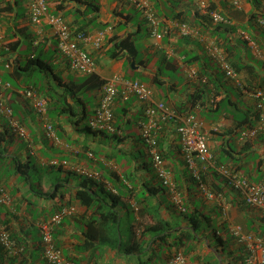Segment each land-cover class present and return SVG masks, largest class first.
Returning <instances> with one entry per match:
<instances>
[{
	"label": "crops",
	"instance_id": "crops-1",
	"mask_svg": "<svg viewBox=\"0 0 264 264\" xmlns=\"http://www.w3.org/2000/svg\"><path fill=\"white\" fill-rule=\"evenodd\" d=\"M98 1L101 3L98 18L86 27L89 40L82 43L84 49L97 60L98 72L90 77L92 82L89 85L95 88L84 96L90 100L86 105L90 106L92 112L101 96L100 82L113 75L121 77L117 84L118 94L115 101V126L119 138L113 139L107 134L86 133L83 128L87 124L76 125L68 115H62L54 123L57 126L55 134L46 129L47 123L51 121L40 115L32 101L23 94L27 73L19 75L18 78L14 76V66L6 67L7 58L10 56L14 59L18 55L23 57L31 52L28 47L41 43L45 57L55 63L52 73L60 72L64 78L72 74L67 64L68 58L60 50L52 55L54 47H58L55 31L46 20L35 23L30 19L29 0H0V6L11 7L10 10H0V25L4 31L3 40L0 42V77H3L4 82H12L13 87L7 90L8 98L12 96L13 103H17L23 111L28 127H25L26 137L9 135L8 140L13 138L9 152L22 161L31 159L43 166L40 170L51 163L60 165L61 171L53 174L61 179L60 194H64L62 197L58 196L57 200H62V206L57 207L52 200L36 197L29 189V182H19V175L2 181L10 197L8 202H0V229L7 228L17 241L26 246V255L17 258L13 264H51L43 255L39 222L51 218L62 208H72V212L65 214L56 225L58 231L55 239L71 264H169L166 256L162 260L159 257L155 260L149 257L153 250V253H161L160 247L150 249V242L145 246L148 249L146 253L131 255H125L114 247L91 243L86 235L90 211L74 197L75 189L86 178L72 168L77 165L98 170L101 178L89 180L88 183L93 188L122 194L123 201L119 202L118 209L124 219V239L130 236L126 221L128 224L136 221L151 222L146 211L139 213L143 204L128 198L129 189L138 190L144 181L153 183L161 180L154 170L138 167L144 160H151L152 154L149 145L141 137L140 124L145 119L147 103L140 101L128 90L126 83L131 79H148L146 83L150 86L155 100H163L174 112H185L186 101L191 93H199L198 90L203 89L202 101H207L218 90L217 68L220 67L221 71L222 69L218 60L220 55L217 57L216 54L225 55L222 48L235 43L233 54H236L235 58L242 69L236 79L225 80L219 90L229 94L244 110L251 112L250 120L254 128L259 123L262 100L255 94L254 89L264 93V23L260 22L264 19V0H240L238 7L233 6L229 0H206L211 2L215 10L229 17L232 20L231 26L236 28L223 30L222 33L220 30L215 32V25L210 22V14L201 6L203 0H150L160 16L161 27H171L169 34L159 40L150 34L143 11L133 2ZM71 2L66 0L59 4H72ZM55 4V0H47L49 13H53ZM254 13L255 16L252 15ZM64 18L74 27L88 20L71 11L66 12ZM181 20L200 27L199 35H181L176 26ZM101 30L105 35L98 45L96 41ZM111 36H117L118 41H123V50L114 56L109 51L108 40ZM14 44L18 45L15 49ZM168 51L172 54L168 55ZM191 107L190 110L196 113L200 129L206 134L215 158L227 166L233 165L237 174L251 181L264 180V131L248 134L250 127H237V121L222 112L212 111L208 102L201 104L199 99ZM12 120L15 121L13 117L0 113V129L4 131L6 127H12ZM160 124L157 136L161 148L168 156L164 160L166 167L172 171L173 179L174 173L177 174L179 183L186 190L188 184L192 183L187 178L188 173L183 171L181 143L177 133L178 119H162ZM11 132L12 129L9 134ZM36 173L39 175L38 171ZM212 180L213 178L206 176V181L196 191L197 196L203 197L202 191L205 190L204 198L208 202H178L182 196L178 197L166 186L169 189L168 201L153 204L159 207L161 217L172 225L171 231L168 230L170 240L182 231H194L192 223L197 222L195 245L187 251L184 264H206L208 260H218L220 264H245L243 258L247 253V242L236 240L225 247L216 245L217 241L212 235L213 227L205 229L201 224L204 221L202 216L210 214L214 218L217 236L225 239L233 233V228L237 225L241 226L242 232H249L245 224L259 222L264 216V205H248L238 190H234L235 195L218 194L213 188ZM11 189L16 190V193H12ZM207 190L215 194L210 196ZM24 195L28 198L25 199ZM29 198L36 202H26ZM130 211L133 212L132 222L128 216ZM193 212L200 216L195 214L192 217ZM152 237L149 233L146 236L148 240ZM173 248L175 247L172 246ZM7 255L4 263L11 264Z\"/></svg>",
	"mask_w": 264,
	"mask_h": 264
},
{
	"label": "trees",
	"instance_id": "trees-1",
	"mask_svg": "<svg viewBox=\"0 0 264 264\" xmlns=\"http://www.w3.org/2000/svg\"><path fill=\"white\" fill-rule=\"evenodd\" d=\"M63 1L66 0H55L56 6L52 12L57 16L64 18V14L68 11H71L78 17L88 19L84 23L79 24L77 27L71 26L69 23H67L76 32H84L85 34H87L88 31L86 27L98 18V13L101 9V3L98 0H71L72 4L68 3L65 5H60L59 3ZM206 3L207 11H217L213 8L211 2L207 1ZM10 8L11 7L9 6H0V10L2 11L6 9L10 10ZM252 15L255 16V13ZM180 22L188 23L190 26L200 30V27L193 24L192 22L183 20H181ZM210 22L213 24L212 21ZM231 24L232 20L229 24L221 23L213 25H215V32L220 30V32L222 33L223 30L230 31L233 30V28L235 30V26L232 27ZM108 43H110L109 51L113 56L118 54L119 51L123 50V41H118L117 36H111L108 40ZM234 44L235 43H232L231 45L226 46V48H222V50L225 54L226 60L229 62V64L232 66V68L236 71L238 75V72L241 71L242 67L239 65L238 60L235 58L236 54H233V52L235 51ZM17 47L18 45H13V49ZM28 49H31L30 53L24 54L23 57H20L18 55L14 58V67L12 74L18 78L19 75L23 76L25 73H27L28 77L25 80V86L35 89L40 95L48 98L47 108L44 115L51 121V124L53 126V134H55L57 130V126L54 124L56 123L57 119L60 118L62 115H68L69 119L73 118V121L76 125L80 123L87 124L83 128L86 133H101L107 134L112 139L119 138V132L116 131L115 120L113 122V130L93 128L90 125V119L95 113V110L99 105V101L91 112L90 106L87 107L86 105L90 100L84 95L95 88L94 86L89 85V83L92 82L90 80V77L95 76V74L82 75L72 70V74H69L66 78H64L62 74H60V72L52 73L53 66L55 63H51V61L45 57L46 54L41 43H38L35 46H30L28 47ZM58 50L59 47H54L52 55L57 54ZM11 58L12 57L9 56L7 59L9 60ZM67 64L68 67H70L68 59ZM217 69V73L219 76L217 85L218 90L213 95L209 96L207 101H202V96L204 94L203 89L198 90L199 93H191L186 101V111L180 113L192 111L190 110V108H192L191 106L195 105L197 99H199L201 101V104H205L206 102H208L212 111L216 113L222 112L227 117H230L232 120L237 121V127L243 128L247 126L250 127L249 130H251L252 128H254V124L250 120L251 112L244 110L242 108V105L238 101L233 100L229 96V94L223 93L221 92V90H219V87L225 84V80H234L236 78L228 77L222 67V71L220 70V67H218ZM9 78L11 79V77ZM209 80L214 82L211 77H209ZM105 81L106 80L100 82L101 93ZM8 83L12 86L11 81H8ZM256 90L257 89H254L255 94ZM258 98L262 100L260 108L262 109L264 99L261 96H258ZM6 103L12 108L11 116L15 119V121L19 122L20 125H22L24 128L27 127L23 111L19 109L17 103H13L12 96L6 99ZM261 111L259 120L261 118ZM113 112L115 117V105L113 108ZM10 128L12 129V132L9 134V131H11ZM25 130L26 135H21L18 131L15 130L13 124L12 127H6L4 131L0 129V186L5 188V190L8 192L5 183H3L2 181L9 180L14 176L19 175V182H29V189L36 197H38L39 199L46 198L48 200H52L53 202H56L55 205L57 207H60L62 206V200L58 201L57 198L58 196L62 197V195H64L63 192H61L62 194H60L62 182L60 181L61 179L56 177L53 173L61 171V166H56V163H51L45 168H43V170H40V168L43 166H40L39 164L33 162L31 159L22 161L16 155H13L9 152V146L10 143L13 142V138L11 140H8L7 138L10 136L12 137L14 134L26 137L27 129L25 128ZM158 132L159 130L156 131V137L158 141L159 152L162 159L167 160L168 156L166 154V151L161 148V142L157 136ZM142 140L143 142H145L143 137ZM145 144L147 145L146 142ZM183 163V171L185 173H188L187 178L191 181L192 185L188 184V188L184 190L183 185H181V183H179L178 181L179 177H177V174L174 173L175 175L173 181L178 194L180 195V197L182 196V199H180L181 202H208V200L204 198L205 190L202 191L204 195L203 197L202 195L199 197L196 194V191L200 189L199 187L202 185V183L206 181V176H210V178H213V188L218 194L221 193L223 196L227 195L228 193L234 194V190H237L233 187V185H231L228 178L222 175L217 170V168L219 167H227L230 169H234L233 165L227 166L218 161V159H216L214 156V165L208 166L207 168H205V170L200 168L198 176H196L195 174H193L192 170H190V168L186 165L184 157ZM138 167L142 169H152L156 172L153 166V157L151 160H144ZM211 168L215 169L217 172L215 170H208ZM72 169L86 178L85 180L81 181L79 186L75 189L74 197L82 205L86 206V209L88 211H90V219L88 222V230L86 232V235L91 243H94L96 245H106L107 247H114L119 249V251H121L125 255H131L134 253H146L148 249L145 246L148 242H150V249L160 247L161 250V253L159 251L158 253H153L154 250L150 253L149 257L154 260L158 257L162 260L165 256L170 258L174 254V252L176 253V251H182L185 256L187 251L191 250L194 247L196 241L195 233L198 228L197 222L192 223L194 231H190L188 229L186 231L180 232L181 234H177L171 240L169 239L170 232L168 230L171 231L172 225L168 220H164L161 217L159 207L156 204H153V202L168 201V197H166L165 201H163L161 198L162 194H167L169 190L167 188L168 186L162 180L153 183H147L146 181L142 183L140 181L142 184L141 187L138 188V190L133 191L129 189L128 198L134 199V201L138 202L139 204H143V207L139 208V213L143 214V212L146 211L149 215V220H151V222L145 223L141 221H136L134 223L129 224V226L127 227V231L130 233V236L127 239H124L122 236V234L124 233V219L120 214V210L118 209L119 202L123 201L122 194L108 192L98 187L93 188V186H91V184L88 182L92 179L101 178L102 175L98 170H91L89 168H86L85 166L77 165L74 166ZM37 171L39 172V175H37ZM204 171L206 172V175H204ZM88 172H90L91 174L88 175ZM212 174H214V176H212ZM10 191H12V193H16V190L13 191V189H11ZM24 197L25 199L28 198L27 195H24ZM22 202H25V200L22 199ZM26 202L36 201H34V199L29 198V200H26ZM244 202L246 201L244 200ZM247 204L250 205L249 203ZM195 214L197 215V217L200 216L199 213L193 212L192 217ZM202 217L204 218V221L201 224L203 225V227H205V229L213 227L212 235L215 237L214 240L217 241L216 245L225 247L228 246L231 242H235L236 240H238L235 235H232L234 233H232L229 237H226L225 239H222L221 236H217V228L214 226L213 223L214 218H212L210 214H204ZM245 226L249 230V232H253V234L257 236L264 237V216L259 219V222L251 221L249 223H246ZM57 231L58 229L54 228L53 238L55 243V233H57ZM148 233L153 236L150 240L146 238ZM11 236L14 238V240L17 241V238H15L13 234ZM17 243L21 244V246L23 247V250L19 252V254L8 253V251L4 249V247L0 243V264H5L4 262L6 261L4 260V257H6L7 253L8 259L10 260L11 264L15 263L17 258L24 257L26 255V246H24L19 240L17 241ZM56 245L61 248L57 243ZM172 246H174L175 248L172 249ZM244 256L246 257V253L244 254ZM243 259L245 262V258ZM19 263H22V261H20ZM206 264H220V262L218 260H208Z\"/></svg>",
	"mask_w": 264,
	"mask_h": 264
},
{
	"label": "built area",
	"instance_id": "built-area-1",
	"mask_svg": "<svg viewBox=\"0 0 264 264\" xmlns=\"http://www.w3.org/2000/svg\"><path fill=\"white\" fill-rule=\"evenodd\" d=\"M126 1L133 2L143 11L149 24L150 34L153 37L159 40L169 34L170 25L161 27L160 16L150 0ZM229 1L233 6L238 7L240 5V0ZM201 6L206 10L207 3L205 0L201 2ZM29 9V16L33 22L41 23L43 20H46V22L52 26L55 31L58 47L63 55L69 59L71 70L82 75H92L98 72V65L95 58L91 56L82 45V43L89 40L88 34L76 32L67 24L63 17L57 16L54 13H49L47 10V0H29ZM208 13L214 24L231 23L229 17L224 16L218 11H208ZM260 22L264 23V19L260 20ZM176 24L180 34L183 36H197L200 33L198 29L193 28L188 23L177 22ZM98 35L99 38L96 43L99 45L100 41L104 38L105 32L101 30L98 32ZM3 36V28L0 25V42H2ZM167 53L168 55L172 54L171 51ZM213 55L215 54L213 53ZM216 56H219L218 60L226 75L231 78H237L236 71L226 60L225 55L218 53ZM13 64L14 59L11 58L7 62L6 67L11 68ZM105 80L99 105L90 119V125L93 128L113 130V122L115 120L113 108L118 94L117 84L120 82L121 77L119 75H113ZM126 86L140 101L147 102L145 119L140 124L141 135L150 147L153 157V166L159 178L179 197L171 172L166 167L165 161L162 159L158 148L156 131L161 128L160 120H167L169 118L178 119L177 133L180 137L182 155L186 165L196 176H198L201 167L205 169L208 166L214 165V155L209 148L207 136L201 131L199 120L194 112L179 113L170 110L163 100H155L153 98V92L146 82L140 79H133L128 81ZM10 88L11 85L0 78V113L7 114L8 116L12 115V108L6 103V99L8 98L7 90ZM23 94L32 101L37 112L45 116L44 113L47 108L48 98L40 95L31 87H25ZM256 94L264 99V93L261 90H256ZM261 110L262 113L258 125L252 128L248 134L252 135L256 134L259 130H264V103L262 104ZM12 124L15 130L21 135H26L25 128L20 125L19 122L12 120ZM46 129L50 133H53V126L51 123H47ZM217 170L228 178L235 189L240 191L241 196L247 203L252 206L264 205V181H251L247 177H242L237 174L234 169L227 167H219ZM90 174L91 173L88 172V175ZM206 192L209 193L210 190ZM213 194L215 193L212 191L209 193L210 196ZM9 197V193L5 188L0 186V202H8ZM178 202H180V198ZM180 207L182 210H185L183 206ZM70 212H72V208H63L54 214L51 220L40 222L39 228L42 236L43 254L45 259L51 264H71L65 257L62 249L56 245L53 238L55 225L61 221L65 214ZM233 233L239 241L247 242L245 264H264V238L250 232H242L240 225L233 228ZM0 243L10 254H19V252L23 250V247L11 237L10 232L5 227H1L0 229ZM168 263L184 264L185 256L183 252H174L168 259Z\"/></svg>",
	"mask_w": 264,
	"mask_h": 264
},
{
	"label": "rangeland",
	"instance_id": "rangeland-1",
	"mask_svg": "<svg viewBox=\"0 0 264 264\" xmlns=\"http://www.w3.org/2000/svg\"><path fill=\"white\" fill-rule=\"evenodd\" d=\"M5 77H8V76H5ZM139 79H142V80H144L145 82H147V81H149L148 79H145V78H139ZM120 161V158L118 159V162ZM101 167V169H102V166H100ZM34 178V177H33ZM166 197H167V194H165V193H163L162 194V196H161V198H162V200L163 201H165L166 200ZM128 216L131 218V219H129V220H131V222H132V218H133V212L132 211H130L129 212V214H128ZM125 224H127V226H126V228L129 226V224H128V221H126V223Z\"/></svg>",
	"mask_w": 264,
	"mask_h": 264
},
{
	"label": "clouds",
	"instance_id": "clouds-1",
	"mask_svg": "<svg viewBox=\"0 0 264 264\" xmlns=\"http://www.w3.org/2000/svg\"><path fill=\"white\" fill-rule=\"evenodd\" d=\"M205 1H206V0H205ZM211 21H212V20H211ZM179 22H180V21H179ZM213 24H214V23H213ZM3 32H4V31H3ZM3 37H4V36H3ZM59 50H60V49H59ZM64 56H65V55H64ZM68 60H69V59H68ZM8 61H9V60H8ZM6 64H7V63H6ZM146 103H147V102H146ZM11 117H12V116H11ZM62 209H63V208H62ZM62 209H59L57 212H59V211L62 210ZM55 214H56V213H55ZM53 216H54V215H53ZM53 216H52V217H53ZM52 217H51V218H52ZM51 218H49V219H44V220H41V221L51 220ZM61 220H62V219H61ZM41 221H40V222H41ZM40 222H39V225H40ZM60 222H61V221H60ZM60 222H59V223H60ZM56 225H57V224H56ZM56 225H55L54 228H56ZM39 229H40V228H39ZM53 234H54V232H53ZM41 243H42V236H41ZM62 251H63V250H62ZM63 253H64V252H63ZM43 255H44V254H43ZM64 255H65V254H64ZM65 257H66V256H65ZM66 258H67V257H66ZM67 259H68V258H67Z\"/></svg>",
	"mask_w": 264,
	"mask_h": 264
}]
</instances>
